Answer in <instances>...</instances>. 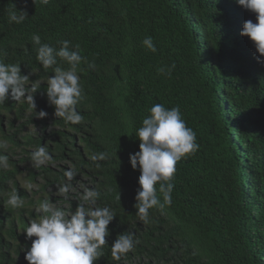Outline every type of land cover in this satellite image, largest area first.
Returning a JSON list of instances; mask_svg holds the SVG:
<instances>
[{"label": "trees", "instance_id": "1", "mask_svg": "<svg viewBox=\"0 0 264 264\" xmlns=\"http://www.w3.org/2000/svg\"><path fill=\"white\" fill-rule=\"evenodd\" d=\"M21 11L24 22H10L9 15ZM246 20L255 23L256 14L235 0H0V60L21 64L27 89L39 83L30 92L35 111L51 114L36 119L23 99L0 105V139L8 145L0 155L12 166L0 168V193L16 189L24 200L23 208L12 209L0 196V264H28L22 247L31 240L23 231L39 218L37 203L49 197L54 208L74 211L81 185L97 188V205L116 215L94 264H264V64L257 63L254 43L240 35ZM33 35L57 49L62 40L79 44L95 63L94 70L81 65L82 123L66 125L54 116L46 96L54 73L36 60ZM147 36L155 53L142 46ZM172 64L171 76L157 74ZM154 104L179 106L200 147L176 165L172 204L151 209L144 224L134 207L140 171L131 168L129 154L139 151L134 135ZM31 121L41 135L24 132ZM31 144H47L48 164H61L41 166L40 188H56L65 170L77 173L67 197L35 200L18 183L16 169L28 160ZM100 152L108 158L90 159ZM125 232L137 242L116 261L111 245Z\"/></svg>", "mask_w": 264, "mask_h": 264}, {"label": "clouds", "instance_id": "2", "mask_svg": "<svg viewBox=\"0 0 264 264\" xmlns=\"http://www.w3.org/2000/svg\"><path fill=\"white\" fill-rule=\"evenodd\" d=\"M40 2L48 5L50 0H40ZM235 3L244 10L256 14L255 23L252 20L243 23L240 35L248 37L254 43L258 53L257 63L264 64V0H235ZM27 17L26 12L21 11L19 15L12 12L9 20L20 24ZM32 43L36 46V60L41 67L44 70L52 69L54 73V76L47 77L46 88L48 104L54 106V116L62 118L66 125L82 123L84 117L78 111V106L85 99L80 82V74L85 72V68L81 65L84 64L87 69L94 70L95 63L81 55L80 45H72L70 40L60 41L59 49L48 43H42L39 35L32 36ZM142 46L153 53L157 51L151 36L142 40ZM63 64L68 65L67 69L62 66ZM20 65L19 62L5 63L0 60V105L5 104L9 99L18 102L23 99L29 104L30 110L34 111L36 119L50 117L51 114L44 110L35 111L34 95L30 92L36 93L39 83L34 82L31 90L27 89L25 86L29 76L21 74ZM174 68V64L170 67H158L157 74L171 76ZM147 111L149 115L142 119V125L134 135L140 141L139 151L129 154L131 168L140 171L134 207L139 221L144 224L150 222L151 209L162 210L165 205L172 204L174 188L172 180L177 171L176 165L182 158L196 153L200 147L196 142L195 131L186 126L179 106L166 108L163 104H154ZM19 122L20 120L16 121L15 127ZM31 123L38 126L36 121H31L27 125ZM24 132L29 131L24 130ZM31 134L41 135V132ZM28 146L33 148L32 151H28V159L30 158L36 168L53 163L48 164V161L52 160V154L47 150V144ZM2 149L4 151L8 149V145L1 138L0 150ZM107 158L106 152L90 156L94 162ZM8 161V155H0V168L8 169V166L12 168L10 164L8 165ZM16 170L15 178L19 173L18 169ZM35 176L31 174L32 178ZM63 176L64 180L56 186V189L58 194L67 197L74 188L71 182L76 178L77 173L68 169L64 171ZM81 187L83 192L74 211L66 212L61 208H54L49 197L37 203L35 211L39 214V218L30 219L23 231L26 233V240H31L30 247L27 249L22 247L28 264H94V261L102 257L103 246L107 243L106 237L110 235L108 226L116 215L109 207L97 205L101 195L97 188L83 185ZM157 192L162 195L163 202ZM3 195L7 196L4 201L6 206L12 209L24 207V200L16 189L0 193V196ZM136 242L135 234L132 232L119 234L111 245L112 258L119 261L123 255L134 249Z\"/></svg>", "mask_w": 264, "mask_h": 264}, {"label": "rangeland", "instance_id": "3", "mask_svg": "<svg viewBox=\"0 0 264 264\" xmlns=\"http://www.w3.org/2000/svg\"><path fill=\"white\" fill-rule=\"evenodd\" d=\"M24 130L29 131L31 133H34V132L38 133V132H41V127L40 126L36 127L35 125H33V123H31V124H28L24 128ZM32 149L33 148H31V146H28V151H32ZM15 150L18 152L20 149L16 148ZM14 155H15L14 157H19L18 153L14 154ZM45 164H46V162H45ZM62 164H66V163H62ZM56 165H61V164L58 163V161H53V163L50 166L55 167ZM18 167H19L20 172L17 173L16 179L18 180V182L22 188L26 189L30 193L33 192L35 200L39 199L41 195H47V194H48V196L60 195V194H58L57 189L52 188L51 186H49L46 189L40 188L41 185L44 183V181L41 179L40 176H35L34 178L31 177V174L37 175L40 168H36L33 165V163L31 162L30 158L28 160L20 163V165H18ZM83 181H84L83 177L80 176L78 183L83 182ZM60 205H62L64 207H68L67 203H60ZM33 219H38V217H35ZM122 264H127V263L124 261V262H122Z\"/></svg>", "mask_w": 264, "mask_h": 264}]
</instances>
